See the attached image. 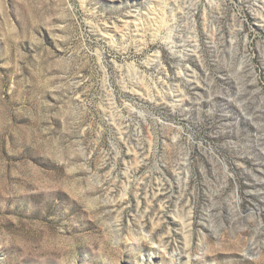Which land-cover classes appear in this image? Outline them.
Instances as JSON below:
<instances>
[{
    "label": "rangeland",
    "instance_id": "374dc122",
    "mask_svg": "<svg viewBox=\"0 0 264 264\" xmlns=\"http://www.w3.org/2000/svg\"><path fill=\"white\" fill-rule=\"evenodd\" d=\"M187 255L264 264V0H0V264Z\"/></svg>",
    "mask_w": 264,
    "mask_h": 264
},
{
    "label": "bare ground",
    "instance_id": "6f19581e",
    "mask_svg": "<svg viewBox=\"0 0 264 264\" xmlns=\"http://www.w3.org/2000/svg\"><path fill=\"white\" fill-rule=\"evenodd\" d=\"M162 241V240H161ZM161 245V244H160ZM188 246V245H187ZM166 249V248H165ZM174 259H176V256L174 255V253L171 255V261H173ZM187 264H191V258L190 255H187L186 258Z\"/></svg>",
    "mask_w": 264,
    "mask_h": 264
}]
</instances>
